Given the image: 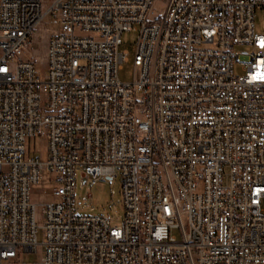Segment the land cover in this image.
<instances>
[{"label":"built area","instance_id":"built-area-1","mask_svg":"<svg viewBox=\"0 0 264 264\" xmlns=\"http://www.w3.org/2000/svg\"><path fill=\"white\" fill-rule=\"evenodd\" d=\"M155 1L0 0V264H264V0ZM48 14L41 72L25 53ZM77 165L120 177V223L77 213Z\"/></svg>","mask_w":264,"mask_h":264},{"label":"rangeland","instance_id":"rangeland-1","mask_svg":"<svg viewBox=\"0 0 264 264\" xmlns=\"http://www.w3.org/2000/svg\"><path fill=\"white\" fill-rule=\"evenodd\" d=\"M53 0H43V8L46 9ZM154 6L157 11L163 12L166 6V0H156ZM57 18L51 14L46 15L39 25L35 28L31 39L29 40L28 49L25 56L36 61L37 67L44 72L46 69V50L47 40L53 33L59 30ZM254 28L257 32L264 33V14L263 10L256 9L254 12ZM87 33H79L85 35ZM138 37L137 28L125 31L121 35V44L119 51H127V60L123 61L118 71V77L121 81H131L134 77V67L132 59L135 50V43ZM240 49H248L242 47ZM235 74L242 73L238 64L234 66ZM46 141L36 140L34 144H27L28 154L36 152L41 154L42 158H46ZM75 189L74 197L76 210L78 214H99L107 216L113 224H118L123 217V209L120 201V177L117 176L112 180L99 179L95 184H92L88 178L83 180V173L81 166L75 167ZM48 175H45L44 180L34 188L31 200L35 203H42L49 200V195L43 193V190L48 189L51 183L47 181ZM37 221H42L40 215V208L37 207ZM38 242L43 241V231L38 229L37 232ZM38 255L32 254L25 256V260H37Z\"/></svg>","mask_w":264,"mask_h":264}]
</instances>
